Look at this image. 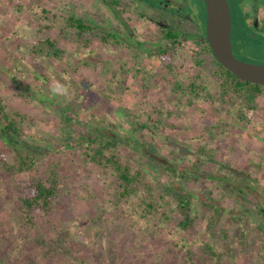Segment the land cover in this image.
<instances>
[{
  "label": "rangeland",
  "instance_id": "rangeland-1",
  "mask_svg": "<svg viewBox=\"0 0 264 264\" xmlns=\"http://www.w3.org/2000/svg\"><path fill=\"white\" fill-rule=\"evenodd\" d=\"M106 1L0 0V99L7 113L16 116L18 139L35 152L30 154L32 169L16 173L7 168L17 164L16 151L0 137V264H264L257 236L264 221L254 206L264 200V89L256 106H250L240 95L225 93L198 67L195 54L207 58L208 53L200 42L186 39L197 32L196 4L192 20L174 17L186 33L174 47L164 38L157 15L136 0H115L113 11ZM70 17L98 29L80 39L67 24ZM124 23L135 35L131 40ZM103 31L124 38L106 42ZM49 40L59 57L49 50ZM136 42L159 44L139 48ZM169 45L168 56H157L159 48ZM251 48L239 45L242 52ZM252 57L245 59L264 64V57ZM68 116L77 119V127L63 126ZM130 124L145 126L132 136L139 147L120 142L115 153L125 165L144 170V185L126 201L117 198L112 170L90 162L86 145L74 143L87 130L94 137L102 130L125 136ZM65 137H71L66 144L73 147L61 148ZM142 144L165 166L145 158ZM166 167L247 177L255 188L249 194L251 205L243 211L239 198L215 182L184 183ZM33 178L57 180L60 192L51 213L35 210L27 221L20 205L27 192L21 186ZM164 185L205 195V202L222 210L219 237L225 232L232 237L231 254L226 240L209 234L212 210L203 204L197 206L199 223L192 232L178 228L176 204ZM143 199L155 210L146 208ZM248 209L253 221L243 218L246 226L234 222L238 212ZM243 226L248 247L239 245ZM44 239H60L62 256L45 259L35 249V241ZM206 244L222 259L205 254Z\"/></svg>",
  "mask_w": 264,
  "mask_h": 264
},
{
  "label": "trees",
  "instance_id": "trees-1",
  "mask_svg": "<svg viewBox=\"0 0 264 264\" xmlns=\"http://www.w3.org/2000/svg\"><path fill=\"white\" fill-rule=\"evenodd\" d=\"M149 2H152L149 0ZM154 2V1H153ZM152 2V3H153ZM117 4V2H114ZM197 8L198 13L197 19H200L201 22V29L200 32L202 34H192L189 39H192L194 41L197 40L205 42L206 49L205 52L208 53L207 58H203L200 54H195L196 58L194 59L198 67L204 68L207 70L208 74L215 79V81L219 84H222L225 93H228V91H232L235 94H238L242 97L244 102L250 106H256L257 98L263 93L264 86L257 85L251 82H247L244 80H241L236 75L225 69L217 60L215 57V54L213 53L209 42L206 38V23H207V14H206V5L205 0H197ZM188 15H190L192 12L190 8L187 9ZM67 24L70 28L77 30V35L80 39L85 37V35L94 33L98 27L94 25L87 24L84 19L81 18H75L70 17L67 20ZM176 24V23H175ZM124 26H127V24H123ZM182 30L179 26H176L175 29H169L164 34V38L171 43L172 46L175 47V45H178L183 37ZM104 35V41H108L110 38H116L112 33H108L106 31H103ZM247 39H250L248 35H246ZM201 44V43H200ZM140 46H145L144 44L140 43ZM172 46H166L161 47L157 50V56L163 58L170 54L172 50ZM49 50L52 52V55L55 57H59L60 50L56 47L55 43L52 40H49L48 42ZM244 61H247V59H241ZM191 88L195 91L196 87L194 84L191 86ZM26 91V90H24ZM23 93H27L23 92ZM21 118L19 115L17 118ZM14 118L16 116L13 114L7 113L1 99H0V137L2 140L9 143L14 150L16 151L17 156V164L14 166H8L7 168L16 172V173H23L28 172L32 169L34 157H32L33 154L31 152H34L33 149H31L28 145L23 146V140H19L18 137H20L21 129L16 124ZM77 119L71 118V116H68L67 118L63 119V126L64 125H70L73 124V126L77 127L78 122ZM77 123V124H76ZM140 126V125H139ZM136 124H130L129 127L126 130V135L121 136L122 134H116L113 131H104L98 132V134L94 136L89 135V131L85 133L79 132L75 137V143L74 145L78 144H84L86 145L87 149H85V156L86 158L98 165L103 166L105 168H109L112 170L113 175L115 177V187L117 192V198L121 200L129 201L136 197L139 192V188L143 186L144 182V170L143 169H135L130 165H125L121 162V160L118 157V154L115 153V150L117 148V145L119 143H125L128 146H131V143H134L136 147H139V141L136 140V138H132L134 136L135 129L138 131L145 128V126L139 127ZM77 131V128L75 130V133ZM74 132V130L72 131ZM70 134V133H69ZM72 134V133H71ZM70 134V135H71ZM73 137V136H71ZM70 138L64 139L63 142H61L62 147H73L71 144H66ZM69 139V140H68ZM66 141V142H65ZM20 144V147L17 145ZM143 147H145L144 152L145 154H142L145 158L149 159L151 162L158 163L160 165H164L159 161V156L155 154L151 148H149L147 145L142 144ZM29 151V152H28ZM35 153V152H34ZM34 155V154H33ZM36 155V154H35ZM158 161V162H157ZM165 166V165H164ZM166 171L169 172L174 178L177 180H180L182 182H199L204 181L205 183H216L217 187L225 191L228 195L235 194L236 197L239 198L238 203L241 204V209H243L244 206L250 204L251 200L249 197V194L254 192L255 188L250 187V181L248 178H240L238 176H230L228 174H219V173H212L207 172L204 174H201L199 172V168H192L189 169H180L175 167H166ZM242 182V183H241ZM164 192L167 194V197H170L172 201L176 204L174 209V212L178 215V228L183 232H192L195 225L198 222V218H196V209L199 204H203L204 207H208L212 210V215L210 216V224L208 226L209 234L215 238L218 237L219 240H223L224 246L227 249V253H232V248L230 246V240L232 237L228 235V232H225V234L222 237H219L221 235L222 229H218V223L220 222V219L222 218L223 212L221 209L216 208V206L213 204V201L208 200L207 202L204 201V196L200 194H195L192 191L187 190H179L171 185H164ZM223 187V188H222ZM21 189L23 191H26L27 194L25 196H22L20 198V205L23 215L26 217L27 221L31 220V213H33L35 210H41L46 215L52 212V207L54 200L58 198L60 188L58 185L57 180L50 181H43L41 179H35L33 178L29 183L23 184L21 186ZM256 192V191H255ZM213 193V192H208ZM263 200V199H262ZM264 201V200H263ZM257 201L254 206L257 207V213L259 214V217H261L264 221V202ZM143 202L147 204L146 208H149V210H155V205L151 202H147L143 199ZM172 203V202H171ZM252 207V206H251ZM245 211V209H243ZM253 211L248 209V212H242L237 214L238 218L234 219V222L238 223V225L242 222L245 224H248L243 218H246L247 221H249L253 218ZM231 215L230 217H232ZM197 219V220H196ZM233 219V218H231ZM244 227V226H243ZM258 230L259 232L257 236L260 238L264 248V227L261 225L259 226ZM247 229L244 227V230L242 234L240 235V246H250L251 242L249 240V236L246 233ZM230 238V239H229ZM229 239V240H228ZM228 240V241H227ZM35 249H39L42 254H44V258L47 260H50L51 258L54 259V257H60L61 251H62V243L61 240L51 241V240H37ZM207 251L205 254L209 253L211 255V259H222V257L219 256L218 252L215 250L214 246L210 244H206ZM225 253L224 255H226ZM202 261L207 262L205 259H202ZM211 260H209L210 262ZM1 263V262H0Z\"/></svg>",
  "mask_w": 264,
  "mask_h": 264
},
{
  "label": "flooded vegetation",
  "instance_id": "flooded-vegetation-1",
  "mask_svg": "<svg viewBox=\"0 0 264 264\" xmlns=\"http://www.w3.org/2000/svg\"><path fill=\"white\" fill-rule=\"evenodd\" d=\"M139 5L144 6L147 10L153 12L157 15V24L162 29V31L167 32L169 29H175L176 21L174 17L179 16L180 18L186 17L185 19L192 20V14L188 15L187 9L190 8L192 12V7L196 6L197 0H150L154 1L149 2V0H136ZM231 12H232V45L233 51L235 55L239 59L245 58H253L254 57H264V0H228ZM115 0L106 1V5L110 7L113 11L115 10L116 4L114 3ZM182 21V20H181ZM195 24L197 26V32L195 34L199 35L202 34L200 32L201 29V22L200 19L195 20ZM125 30V36L128 40H131L135 37L133 31L130 27L123 26ZM186 33L182 32L184 36ZM194 34L189 32L186 36L187 40ZM250 34V39H247L246 35ZM113 35L116 38H124V36L119 35V33H114ZM126 38V39H127ZM207 38V35H206ZM208 41V40H207ZM201 45L206 49L205 42H201ZM197 43V40H196ZM144 44V43H142ZM157 45L151 42H146L144 45ZM241 44H251L252 48L249 49L250 51L242 52L239 49V45ZM136 46L142 48L140 46V42H136ZM143 46V47H145ZM147 48V47H146ZM245 53L246 55H244ZM248 53H251L249 55Z\"/></svg>",
  "mask_w": 264,
  "mask_h": 264
},
{
  "label": "water",
  "instance_id": "water-1",
  "mask_svg": "<svg viewBox=\"0 0 264 264\" xmlns=\"http://www.w3.org/2000/svg\"><path fill=\"white\" fill-rule=\"evenodd\" d=\"M205 5L207 40L219 63L241 80L264 86V64L243 61L233 51V20L229 1L205 0Z\"/></svg>",
  "mask_w": 264,
  "mask_h": 264
}]
</instances>
